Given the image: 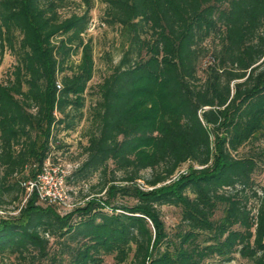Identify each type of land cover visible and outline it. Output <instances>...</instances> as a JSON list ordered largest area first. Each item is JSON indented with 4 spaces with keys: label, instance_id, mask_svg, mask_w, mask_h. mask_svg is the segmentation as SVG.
Listing matches in <instances>:
<instances>
[{
    "label": "trees",
    "instance_id": "obj_1",
    "mask_svg": "<svg viewBox=\"0 0 264 264\" xmlns=\"http://www.w3.org/2000/svg\"><path fill=\"white\" fill-rule=\"evenodd\" d=\"M83 1L64 16L71 0H0V66L16 59L0 81V211L20 203L0 213V258L264 264V0H99L122 54L97 86L86 157L66 183L98 175L104 194L64 214L27 195L23 181L84 119L95 1ZM165 206L180 209L174 230Z\"/></svg>",
    "mask_w": 264,
    "mask_h": 264
},
{
    "label": "rangeland",
    "instance_id": "obj_2",
    "mask_svg": "<svg viewBox=\"0 0 264 264\" xmlns=\"http://www.w3.org/2000/svg\"><path fill=\"white\" fill-rule=\"evenodd\" d=\"M71 5L62 11L64 16H69L73 12H82L85 8V3L83 0H71ZM95 5L91 12L93 20L92 24L85 35L86 39L91 38L93 43V52L95 59V73L92 80L89 82L88 87L85 91V106L83 108L84 119L79 123V126L74 131H67L62 134L61 138L63 140L64 147L61 149H56L54 151V157L51 158L53 164L56 166H62V168H68L71 173L78 167V165L85 159L86 155L83 153V146L87 144L86 134L92 127L91 119V109L99 100V94L97 90L98 84L102 81L103 77L110 73L112 64H115L120 59L122 54V39L120 36V29L118 26L112 27L106 23H103L102 16L104 13L105 6L99 2V0H94ZM110 54V55H109ZM113 59L111 61L110 57ZM73 59L75 62L79 63L81 59V52L74 54ZM207 58L203 66L208 62ZM16 59L14 55L7 52L4 56L3 62L0 66V81L7 79L10 70L13 68ZM202 70V69H201ZM202 74V72H200ZM252 145L247 144L242 152H248L251 150ZM255 147L264 148V136H262L258 141L255 142ZM189 164L184 165V169H187ZM37 174V173H36ZM145 176L150 175V171L144 172ZM98 175H96L90 182H83L78 185H72L66 183L67 191V204L57 205L58 210L61 213L70 212L73 208L85 204V202L92 198L95 194L101 196L104 194L97 193V189H92V185L98 182ZM256 181L264 185V165L261 171L257 172L255 175ZM141 185L144 183L141 182ZM90 194V195H89ZM87 195H89L87 197ZM116 203H127L133 204L134 199L129 197L117 196ZM11 200V198H7ZM26 201V196L22 200L21 205ZM19 202L7 203L2 208L0 213L3 214H17L19 209L17 208ZM70 205V206H69ZM163 218L167 223L170 230H174L176 224L180 221V209L171 206H165L162 208ZM110 259L109 261H111ZM15 261L14 257L1 259L0 264H13ZM229 264H251L250 262L237 258Z\"/></svg>",
    "mask_w": 264,
    "mask_h": 264
},
{
    "label": "built area",
    "instance_id": "obj_3",
    "mask_svg": "<svg viewBox=\"0 0 264 264\" xmlns=\"http://www.w3.org/2000/svg\"><path fill=\"white\" fill-rule=\"evenodd\" d=\"M61 87L60 84H58ZM71 173L68 168L56 166L47 158L37 174L23 181L27 195L36 193L41 202L46 204H67L66 178ZM70 206V205H69Z\"/></svg>",
    "mask_w": 264,
    "mask_h": 264
}]
</instances>
